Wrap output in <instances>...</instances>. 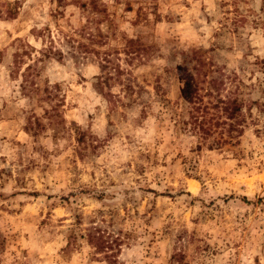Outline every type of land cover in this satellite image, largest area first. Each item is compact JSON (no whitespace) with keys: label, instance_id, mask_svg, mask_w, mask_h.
<instances>
[{"label":"rangeland","instance_id":"1","mask_svg":"<svg viewBox=\"0 0 264 264\" xmlns=\"http://www.w3.org/2000/svg\"><path fill=\"white\" fill-rule=\"evenodd\" d=\"M218 97L240 145L183 123ZM95 228L119 264H264V0H0V264H109Z\"/></svg>","mask_w":264,"mask_h":264},{"label":"trees","instance_id":"2","mask_svg":"<svg viewBox=\"0 0 264 264\" xmlns=\"http://www.w3.org/2000/svg\"><path fill=\"white\" fill-rule=\"evenodd\" d=\"M28 48H32L27 45ZM19 53V52H18ZM16 54L17 59L14 61L13 69L17 67L20 69V64H22V59L19 60L21 54ZM23 54H28V51H23ZM45 55H55L58 58H62L63 54L61 52H55L52 48L45 53ZM32 65H28L25 69V72L30 70ZM18 73L17 71H12V73ZM25 74V73H24ZM23 74V75H24ZM34 82L31 83L33 85ZM22 88L26 91L28 90V80L25 78L23 80ZM209 95L213 96V92H208ZM190 98V95H187ZM229 104L232 111L236 115L234 122H228L223 119L221 115V105ZM242 103L239 99L233 98L228 101L218 97L217 101H208L206 104L201 103L196 111L197 115L191 117V121L183 122L186 126H189L190 131H194L199 135V139L203 140L205 143L212 140V144H209V149H213L216 145L218 148L224 146L225 144H230L232 146H237L241 144V137L244 135V128L242 124L238 121V117L242 113ZM217 148V149H218ZM87 240L90 245L95 247L99 253H106V258L109 260V264H119L116 260V254L113 249V243H110L106 239L105 235L101 233L98 228H95L94 231L89 232L87 235ZM70 244V243H69ZM119 245V244H118ZM111 252L109 255L108 253Z\"/></svg>","mask_w":264,"mask_h":264}]
</instances>
